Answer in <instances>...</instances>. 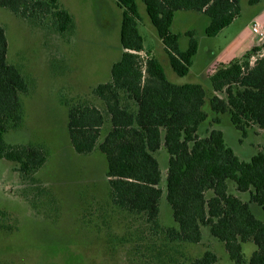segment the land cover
Wrapping results in <instances>:
<instances>
[{"label":"trees","instance_id":"obj_1","mask_svg":"<svg viewBox=\"0 0 264 264\" xmlns=\"http://www.w3.org/2000/svg\"><path fill=\"white\" fill-rule=\"evenodd\" d=\"M140 1L170 68L179 77L189 73L199 46L194 32L188 31L187 48L180 50L179 35L171 31L175 14H203L208 19L204 34L212 38L241 13L239 0ZM115 2L121 9L122 53L110 68V80L91 91L102 109L87 100L64 104L74 152L90 155L97 149L103 154L112 205L159 229L162 190L155 155L164 149L168 154L165 199L176 225L163 231L165 238L171 243L198 244L201 228H207L234 264H264V221L254 212L259 209L264 219V153L257 152L244 162L227 146L221 130L200 135L207 121L203 87L169 82L159 61L148 53L142 55L136 0ZM0 7L61 37L74 29L71 15L59 0H0ZM260 51L253 46L239 59L218 64L207 76L213 92L211 112L227 115L243 137L252 126L264 130V55ZM7 52L5 29L0 25V159L14 163L15 172L26 179L45 164L48 151L40 144L4 141L8 131L21 127L22 98L31 92L29 79L8 62ZM210 123L218 125L220 120L216 117ZM243 194L247 201L241 199ZM245 243L256 248L247 261L242 252ZM217 260L213 252L205 251L190 264H217Z\"/></svg>","mask_w":264,"mask_h":264},{"label":"rangeland","instance_id":"obj_2","mask_svg":"<svg viewBox=\"0 0 264 264\" xmlns=\"http://www.w3.org/2000/svg\"><path fill=\"white\" fill-rule=\"evenodd\" d=\"M249 1L239 0L240 15L212 38L204 34L208 19L203 14H175L171 31L179 35L180 50L187 48L188 31L194 32L199 44L189 73L179 77L170 68L143 4L136 0L144 40L142 55L154 56L169 82L203 87L207 121L201 125L200 135L221 130L227 146L244 162L257 152L264 153V130L252 126L243 137L227 115L212 113L209 99L213 92L207 76L228 55L250 42L253 44L248 51L257 46L264 55V45L251 31L256 22L264 33V0L254 5ZM59 4L74 23L73 32L65 37L31 25L0 7L8 62L29 79L31 86L30 94L22 98L23 123L18 130L8 131L4 141L9 145L40 144L48 151L45 164L26 179L15 172L14 163L0 159V264H190L205 251L217 256V264H234L207 228H201L198 244L171 243L165 238L163 231L176 225L165 199L168 154L164 149L155 155L162 190L159 229L141 216L112 205L103 154L97 149L90 155L74 152L64 104L87 100L102 109L91 91L110 80V68L122 53L121 9L115 0H59ZM216 117L220 123L211 124ZM240 197L248 199L246 194ZM254 212L264 221L259 209L254 208ZM255 249L252 243L243 244L246 261Z\"/></svg>","mask_w":264,"mask_h":264},{"label":"crops","instance_id":"obj_3","mask_svg":"<svg viewBox=\"0 0 264 264\" xmlns=\"http://www.w3.org/2000/svg\"><path fill=\"white\" fill-rule=\"evenodd\" d=\"M161 44V43H160ZM253 43L250 42V44L247 45H243L242 48L237 49L233 54L228 55L224 60L221 61V63L219 64H224L226 65L229 61H231V59H239L240 57H242L244 55L245 52H247L250 48V46ZM199 46V44H198ZM199 48V47H198Z\"/></svg>","mask_w":264,"mask_h":264},{"label":"built area","instance_id":"obj_4","mask_svg":"<svg viewBox=\"0 0 264 264\" xmlns=\"http://www.w3.org/2000/svg\"><path fill=\"white\" fill-rule=\"evenodd\" d=\"M260 30L261 28L259 27V24L254 22L251 28L252 34L255 36L256 40L258 41V43H260V45H264V33Z\"/></svg>","mask_w":264,"mask_h":264}]
</instances>
